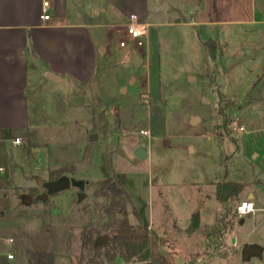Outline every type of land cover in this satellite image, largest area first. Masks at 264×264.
Listing matches in <instances>:
<instances>
[{
    "label": "rangeland",
    "instance_id": "1",
    "mask_svg": "<svg viewBox=\"0 0 264 264\" xmlns=\"http://www.w3.org/2000/svg\"><path fill=\"white\" fill-rule=\"evenodd\" d=\"M138 11L149 21L160 16L151 28L158 37L152 38L150 54L141 58L137 50L120 47L124 32L114 31L91 85L37 93L38 132L29 146L47 155L35 168L32 157L17 179L0 184V264H149L120 252L110 261L117 247H86L89 239L100 242L105 236L109 243L102 244L109 245L125 220L149 224L160 250L171 253L175 264H254L256 257L243 260L241 250L264 240V210L242 217L236 210L250 190L257 208L264 207V85L256 90L235 85L248 77H227L228 63L206 54L191 29L175 22L177 16L187 19L185 0H144ZM122 15L115 13L114 21L124 23ZM240 63L250 66L251 60ZM2 144L5 177L25 144ZM138 147L149 155L139 158ZM64 176L89 181L86 197L80 200L79 188L71 185L38 199L48 193L47 182ZM108 178L127 193L102 187L99 182ZM224 182L250 188L223 204L216 192ZM196 211L209 224L207 248L187 235L199 218L186 219ZM8 253L15 256L11 261Z\"/></svg>",
    "mask_w": 264,
    "mask_h": 264
},
{
    "label": "crops",
    "instance_id": "2",
    "mask_svg": "<svg viewBox=\"0 0 264 264\" xmlns=\"http://www.w3.org/2000/svg\"><path fill=\"white\" fill-rule=\"evenodd\" d=\"M45 1L0 0V148L7 141L15 147L25 144V150L17 153L10 163L12 174L0 176V184L17 179L32 157L35 168L47 155L29 146V137L38 132L37 93L50 90L63 94L70 88L91 85L100 64L109 55V37L114 31L124 29L131 14H138L150 24V29L159 24L157 20L160 19L153 14L154 19L149 21L138 11L144 0H50L51 17L43 20ZM134 3L135 7L131 8ZM185 3L186 21L176 15L175 22L191 29L193 40L206 54L212 56L207 43H215V57L228 63L227 77L241 73L248 77L245 83L240 80L235 85L252 90L263 86L264 0H185ZM117 12H124V23L114 21ZM165 15L173 20V11L167 10ZM155 37L158 33L151 29L144 46L146 50L144 47L131 49L137 50L142 58L151 53ZM243 60H251V65L241 64ZM257 77H260L258 83L255 82ZM223 99L228 101L227 96ZM11 130H17L14 138L8 135ZM17 137L21 138L20 143H15ZM0 168V172L5 171L3 165ZM246 188L250 187L245 184L243 191ZM256 188L262 189L258 184ZM255 196L254 191L248 192V198L253 201ZM257 209L263 211L264 207ZM195 214H198L199 223L195 231L187 235L199 237L202 248H207L210 236L205 228L209 224H203L201 212L189 213L186 222L189 223ZM244 222L242 219L241 223ZM146 223L154 227L152 222ZM174 238L173 248L177 246L175 235ZM259 245L264 248V240ZM254 259V264H264V250L263 258Z\"/></svg>",
    "mask_w": 264,
    "mask_h": 264
},
{
    "label": "trees",
    "instance_id": "3",
    "mask_svg": "<svg viewBox=\"0 0 264 264\" xmlns=\"http://www.w3.org/2000/svg\"><path fill=\"white\" fill-rule=\"evenodd\" d=\"M207 46L215 57L216 46L214 42L207 43ZM102 187L109 189L110 192L114 194L127 193L123 187L111 178L102 180L99 182ZM245 187L244 183L241 182H224L217 186L216 197L221 203H227L229 199L239 195ZM198 217V214H196ZM198 221L195 226L198 225ZM88 240V239H87ZM91 244L93 249L98 250L101 248H114L115 252L110 254V261L116 259L117 253L120 252L127 259L137 258L139 261L147 260L149 264H175L174 256L167 252L163 253L160 250V243L157 240L156 235L152 232L149 224H140L134 226L129 222L122 221L118 224L116 229L111 233L110 244L104 245L98 241L89 239L85 242L86 247ZM107 248V249H108ZM111 264H118L113 262Z\"/></svg>",
    "mask_w": 264,
    "mask_h": 264
},
{
    "label": "built area",
    "instance_id": "4",
    "mask_svg": "<svg viewBox=\"0 0 264 264\" xmlns=\"http://www.w3.org/2000/svg\"><path fill=\"white\" fill-rule=\"evenodd\" d=\"M51 1L46 0L44 2V13L42 15L43 20H49L51 17V14L49 10L51 9ZM124 35L120 37L119 39V45L122 48H142L145 46L146 41L150 34V24L146 21H143L142 18L136 14L133 13L128 17V20L124 26ZM239 131H245L244 127H240ZM142 134L149 135V131L142 130ZM21 138L17 137L15 139V143H20ZM0 171H2V168H0ZM257 210V206L255 204V201H253L250 198H246L242 201H240L237 205V213L240 217L254 213ZM10 241H13L12 239ZM14 254L8 253L7 259L12 260L14 259Z\"/></svg>",
    "mask_w": 264,
    "mask_h": 264
},
{
    "label": "water",
    "instance_id": "5",
    "mask_svg": "<svg viewBox=\"0 0 264 264\" xmlns=\"http://www.w3.org/2000/svg\"><path fill=\"white\" fill-rule=\"evenodd\" d=\"M199 118L194 117L193 122H197ZM93 140L97 139V135H93L92 137ZM137 156L139 158H146L148 156V151L144 147H138L135 150ZM42 180L39 179V183L42 184ZM89 181L83 180V179H76V178H70L69 176H64L60 178L57 181H51L47 182L45 186L48 188V193H45L43 195L38 196V199H47L49 194L65 190L71 187V185H74L79 188V199L82 200L83 198L86 197V193L84 192L86 185L88 184ZM101 243L108 244L109 243V238L107 236L103 237L100 240ZM263 250L264 248L259 245V244H250L246 243L242 247V258L243 260H249L251 257H259L263 258Z\"/></svg>",
    "mask_w": 264,
    "mask_h": 264
}]
</instances>
